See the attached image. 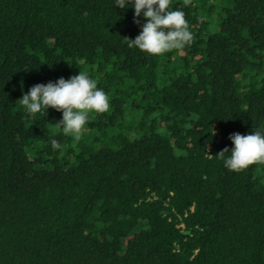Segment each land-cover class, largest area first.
<instances>
[{
	"label": "trees",
	"instance_id": "trees-1",
	"mask_svg": "<svg viewBox=\"0 0 264 264\" xmlns=\"http://www.w3.org/2000/svg\"><path fill=\"white\" fill-rule=\"evenodd\" d=\"M169 7L193 42L153 56L114 0H0V264H264V164L216 157L264 129V0ZM79 70L110 106L77 142L19 98Z\"/></svg>",
	"mask_w": 264,
	"mask_h": 264
},
{
	"label": "clouds",
	"instance_id": "clouds-1",
	"mask_svg": "<svg viewBox=\"0 0 264 264\" xmlns=\"http://www.w3.org/2000/svg\"><path fill=\"white\" fill-rule=\"evenodd\" d=\"M115 7L131 8L133 23L140 24V31L133 39L126 38L129 48L153 56L173 50H182L193 42V33L182 9H170V0H114ZM19 103L26 116L45 115L51 108L61 113L55 121L56 130L63 136L80 141L90 114L105 113L110 106L109 97L98 81L85 71L79 70L67 79L36 83L26 93L22 92ZM232 147L224 148L216 157L222 158L223 167L230 172H240L252 164H264V129H253L249 134L231 133ZM49 143L53 149L60 144L54 137ZM228 153L227 156L224 154Z\"/></svg>",
	"mask_w": 264,
	"mask_h": 264
},
{
	"label": "rangeland",
	"instance_id": "rangeland-1",
	"mask_svg": "<svg viewBox=\"0 0 264 264\" xmlns=\"http://www.w3.org/2000/svg\"><path fill=\"white\" fill-rule=\"evenodd\" d=\"M217 2V1H216ZM216 2H214V3H216Z\"/></svg>",
	"mask_w": 264,
	"mask_h": 264
}]
</instances>
